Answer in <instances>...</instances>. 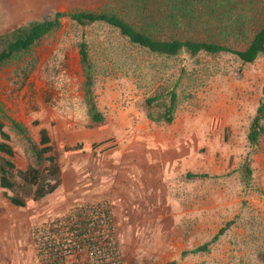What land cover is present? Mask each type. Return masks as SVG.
<instances>
[{
  "label": "rangeland",
  "instance_id": "374dc122",
  "mask_svg": "<svg viewBox=\"0 0 264 264\" xmlns=\"http://www.w3.org/2000/svg\"><path fill=\"white\" fill-rule=\"evenodd\" d=\"M127 2L0 0V34L53 11L67 13L60 28L0 66V119L11 135L10 146L29 163L34 156L38 165L28 137L40 143L45 126L61 151L60 174L62 168L77 172L76 163L89 162L92 178L103 176L104 182L90 189L109 197L79 202L84 199L65 201L53 193L31 206H7L0 188V264H40L45 231L64 223L60 219L77 201L111 211L124 264H264V136L255 146L247 136L262 96L264 56L246 63L227 51L154 54L105 22L80 23L68 15L114 8L128 13L123 9ZM201 30L191 28L189 34L211 37ZM211 38L246 47L242 33ZM83 40L95 71L96 101L109 123L108 136L117 144L114 153L100 151L90 159L66 155L64 148L81 140L79 130L90 124L83 104ZM172 91L178 94L175 119L155 130L152 125L160 123L148 113L163 111ZM156 95L161 98L150 107L147 99ZM99 137L96 132L89 139ZM188 172L207 176L190 178ZM18 182L28 197L31 187ZM62 189L67 195L72 187ZM230 221L209 252L182 255L211 240ZM86 258L82 248L68 259L75 264Z\"/></svg>",
  "mask_w": 264,
  "mask_h": 264
},
{
  "label": "trees",
  "instance_id": "16d2710c",
  "mask_svg": "<svg viewBox=\"0 0 264 264\" xmlns=\"http://www.w3.org/2000/svg\"><path fill=\"white\" fill-rule=\"evenodd\" d=\"M158 1V6H156ZM256 0H128L124 10L109 9L101 12L77 10L68 13L71 19L80 22H105L119 30L131 44L147 51L165 55L177 56L187 53L191 56L201 52L219 53L227 51L237 55L242 61L251 63L264 56V0L258 8ZM157 10L158 12H154ZM165 10L166 12H163ZM239 13H236V12ZM67 13L53 11L41 19L30 20L11 31L0 34V66L7 61L29 52L34 45L42 41L62 25ZM190 27L201 30L207 35L229 37L242 33L246 42L244 49L232 48L211 37H200L189 34ZM81 62L84 69L85 105L84 115L90 119L88 127L107 126L104 112L99 108L94 90L95 71L91 62L89 44L83 40L79 44ZM161 95L149 97L151 107ZM178 94L172 91L169 102L164 110L157 114L148 113L150 119L157 122L171 123L175 119ZM5 124L0 119V152L12 157L14 152L8 143L10 135L5 131ZM24 133L26 130L23 129ZM41 145L33 143L32 149L37 157L38 165H29L26 170H19L25 184L34 187L30 196L32 201L44 198L52 193L62 182L58 164L59 152L51 141L46 128L41 129ZM248 140L252 146L259 145L264 136V84L262 98L259 101L254 117L248 130ZM102 142H78L74 145L65 144V152H87L97 149ZM48 163V166H44ZM15 164L11 159L0 157L1 185L13 188ZM248 175L252 169L247 167ZM188 177H205L207 174L188 172ZM10 200L20 206L26 205L25 199L10 197ZM89 203H78L69 213L48 227L43 237L47 238L45 246L39 247L40 264H71L69 257L76 251L85 248L89 255L75 264H124L119 241L112 221L111 211L103 206H92ZM67 221V222H66ZM231 221L212 237L211 240L191 249L188 253L209 252L212 244L229 228ZM106 226V228H104ZM93 251H96L93 253ZM80 259V255H77ZM47 260V262H45ZM74 264V263H73ZM167 264H178L177 260Z\"/></svg>",
  "mask_w": 264,
  "mask_h": 264
},
{
  "label": "crops",
  "instance_id": "0c3cea01",
  "mask_svg": "<svg viewBox=\"0 0 264 264\" xmlns=\"http://www.w3.org/2000/svg\"><path fill=\"white\" fill-rule=\"evenodd\" d=\"M261 98H262V96H261ZM261 98H260V100H261ZM158 123H160V124H153L152 128H155V130L156 129L158 130V128L165 129L166 125L168 124L166 122H163V123L162 122H158ZM108 126H109L108 121H107V126L104 127V128L83 126L78 132V135L82 136L83 138L81 140L76 141L73 144H67V145H74V144H76L78 142H85V143L102 142V144L95 150H91V151H87V152L78 151V152H72L70 154H67L65 152V154L66 155H74V156L79 157V158L87 157L88 159H90V158L95 157L97 154H99L100 151H102V153H108V154L114 153L116 148H117V144H116V141H114L113 137L108 136V133H107ZM43 128H46V127L45 126L41 127L40 131ZM5 131H6V129H5ZM6 132L10 135V133L8 131H6ZM96 132L101 137L95 138V139H89L90 137L94 136L96 134ZM49 136H50V134H49ZM144 136L145 137H149V135H146V134ZM10 139H11V135H10ZM0 141H3V139H0ZM51 141H52V139H51ZM8 143L10 144V141H8ZM33 143H35V142H33ZM35 144H37V143H35ZM37 145L38 146H43V145H41V134H40V143H38ZM139 148L142 149V150H145L147 153H152V152L155 151L153 148H149L146 145L145 146L142 145ZM12 150L14 152V155L12 157L8 156L7 154H5L3 152H0V157L1 158L5 157L7 159H11L13 161V163L15 164V169H14L15 175H14V180H13V181H15V184H14L13 188H6V187H3L1 185V175H0V188L2 189L4 194H7V199L9 200V203H10V204L8 203L7 206H20V205H17L15 203H13L10 200V197L25 199L26 200V205H24V206L34 205L37 201L41 200L40 199V200H37V201H32L30 199L31 198L30 196L34 192V187L30 186L31 189H32V193H30L29 196L26 197V196H23V192L20 190L19 182H18V178H19L21 180L23 186L27 185L23 181L22 177H20L18 175V171L19 170H26L29 167V165H35V164H33L34 156L31 159L32 162L29 163V160H27L26 156L22 155L21 153H17L15 151L14 147L12 148ZM57 150L59 152V158H58V163H59L61 161V151L58 148H57ZM152 154L155 155L154 153H152ZM161 154L163 156L165 155V153H161ZM156 155H160V153H157ZM35 158L37 160L36 156H35ZM105 163H106L105 164L106 166L111 164L110 161H107ZM102 164H103V162H101V160H99L98 167L102 166ZM92 166L93 165L89 164V162L84 163L83 165H81L80 163H76V167H78L77 168L78 169L77 172H75V170H73V169H71L70 171H68V170L66 171V169L62 168V174H61L62 184H60L52 193H49L46 196H49L50 194L56 193L57 195H60V197L63 195L64 197L62 198V200H65V201L66 200H73L74 201L76 199H84V200H80L79 202H81V201L97 202V201H101L103 199L109 198L108 195H105V194H103L100 191H98V193H96L95 190H91L90 189L92 187H95L97 185H100V184L104 183V182H100V179L103 176H101V177L98 176L96 178H92V175L95 174L93 171L91 172V167ZM95 169H97V168H95ZM96 179H98V180H96ZM69 186L72 187L71 192H69L67 195H65L64 190L62 188L63 187H69ZM31 202H34V204L33 203L31 204ZM79 202L77 201L76 203H79ZM66 206H69V205L66 203Z\"/></svg>",
  "mask_w": 264,
  "mask_h": 264
},
{
  "label": "built area",
  "instance_id": "2783aa9c",
  "mask_svg": "<svg viewBox=\"0 0 264 264\" xmlns=\"http://www.w3.org/2000/svg\"><path fill=\"white\" fill-rule=\"evenodd\" d=\"M80 249H82V248H80Z\"/></svg>",
  "mask_w": 264,
  "mask_h": 264
}]
</instances>
